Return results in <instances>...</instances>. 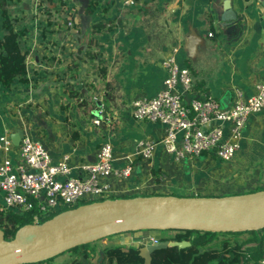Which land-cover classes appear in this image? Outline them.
<instances>
[{"label": "crops", "instance_id": "0c3cea01", "mask_svg": "<svg viewBox=\"0 0 264 264\" xmlns=\"http://www.w3.org/2000/svg\"><path fill=\"white\" fill-rule=\"evenodd\" d=\"M88 3L68 0L66 15L61 0H0V40L1 10H6L15 30L24 34L19 46L27 70L25 84L0 85V135L27 133L43 144L54 164L68 155L72 166L93 161L101 143L109 141L113 166L133 167L129 178L107 180L118 198L127 193L221 197L263 188L264 111L249 116L230 162L204 155V162L176 165L159 143L164 126L135 121L131 107L160 91L161 61L172 47L178 48V67L193 77L185 103L210 95L230 107L237 93L243 100L253 96L264 80V0H98L87 15ZM90 40L93 59L83 56ZM92 93L98 98L94 110L102 105L112 120L109 128H93L92 117L87 119L76 102L79 95L91 100ZM139 141L156 142L151 158L138 157ZM213 163L225 169L213 170Z\"/></svg>", "mask_w": 264, "mask_h": 264}, {"label": "built area", "instance_id": "2783aa9c", "mask_svg": "<svg viewBox=\"0 0 264 264\" xmlns=\"http://www.w3.org/2000/svg\"><path fill=\"white\" fill-rule=\"evenodd\" d=\"M67 2L61 0L66 15L71 13ZM67 26L73 28V21L68 20ZM177 53L178 48L172 47L162 59L161 67L165 72L162 88L154 97L134 100L132 117L135 121L164 126L165 136L159 143L176 165L204 155L228 163L239 150L249 116L264 111V80L246 100L237 93L230 107H223L210 95L185 103L183 94L191 90L193 77L188 70L178 67ZM111 122L104 107L100 106L91 125L100 130L109 128ZM155 145L156 142L139 141L136 145L138 157L151 158ZM0 152L1 209L27 216L32 225H39L51 214L76 208L81 203L118 199L119 196L109 191L107 180L126 179L133 172L131 164L113 166L109 141L101 143L93 161L76 166L70 164L68 155L54 164L43 144L27 133L22 134L18 146L12 144L7 132L0 135ZM74 169L80 174L72 176ZM124 196L130 198L134 194ZM147 240L149 244H157L161 239L149 236ZM259 263L264 264V256Z\"/></svg>", "mask_w": 264, "mask_h": 264}, {"label": "water", "instance_id": "95a60500", "mask_svg": "<svg viewBox=\"0 0 264 264\" xmlns=\"http://www.w3.org/2000/svg\"><path fill=\"white\" fill-rule=\"evenodd\" d=\"M21 137L18 130L10 140L18 146ZM262 230L264 190L221 197L154 195L103 200L58 213L39 225H24L9 241L0 230V264L46 262L76 247L128 232L239 234ZM170 244L160 241L141 247L143 264H151V254Z\"/></svg>", "mask_w": 264, "mask_h": 264}, {"label": "trees", "instance_id": "16d2710c", "mask_svg": "<svg viewBox=\"0 0 264 264\" xmlns=\"http://www.w3.org/2000/svg\"><path fill=\"white\" fill-rule=\"evenodd\" d=\"M97 1L89 0L85 11L87 15L95 11ZM1 17L3 37L0 40V85L4 89H10L16 81L22 84L27 82L26 54L21 51L19 46V40L24 34L22 31L15 30L6 10H1ZM154 173L156 175V172ZM262 190L264 188H259L253 192ZM84 204L86 203H81L78 206ZM54 215L51 214L44 220ZM30 223L31 220L27 216L16 215L0 208V230L3 232L6 241L12 240L20 227ZM142 232L147 233V231ZM178 232L180 235L175 236L173 239L163 238L160 240L170 241L171 244L165 249L153 252L151 254V264H260L259 262L264 256V230L239 234L228 233L223 235L225 238L218 243L217 247L209 249L205 247L217 238V234L191 231ZM243 234H248L249 237L245 240H239V237ZM91 245L79 246L68 252L77 253L83 259H89L95 254V250ZM140 248V246L127 249L120 247L104 248L102 250V263L143 264V259L139 256ZM51 260L53 259L37 264H47ZM71 264H80V262L75 259Z\"/></svg>", "mask_w": 264, "mask_h": 264}, {"label": "rangeland", "instance_id": "374dc122", "mask_svg": "<svg viewBox=\"0 0 264 264\" xmlns=\"http://www.w3.org/2000/svg\"><path fill=\"white\" fill-rule=\"evenodd\" d=\"M85 44H86L85 47L87 49L83 50V56L88 58V59L89 58L93 59L94 56L92 54H94V51H93V47H92V44H93L92 40H90L89 42H85ZM80 60L82 62L84 61V59H82V58ZM84 63L87 64V68H88V66L91 65L86 60L84 61ZM95 65L98 66V64H96V63H95ZM82 82H85V80H82ZM85 85H87V84H85ZM75 96H77V93H75ZM91 96H92L91 100H86L85 98H82L81 95H79L77 100H76V102H79L82 105V107H83L82 112L86 115L87 119L89 117L93 118L94 113L98 110V108L100 106H102V105H99V106H97V109L94 110V108L96 107L95 106L96 100L98 98L93 97V93L91 94ZM92 118H91V120H92ZM201 158L202 157H200L199 158L200 160L199 159L198 160L201 162H204L205 159L204 158L201 159ZM210 165L211 164H209V166ZM212 166L213 167L211 169L216 170V171H220V170L225 169L224 168L225 166L223 168L216 167L217 165L214 163L212 164ZM218 184H220L221 188L224 187V184H222V183H218ZM180 185H183V184L180 183ZM215 185L216 184H213V186H215ZM218 188H220V187H218ZM232 190H234V189H232ZM190 193H194V191H190ZM179 235H180V233L178 231H165V232H158V231H149L148 232L147 231V233H143V232L130 233V232H128V233L120 234L117 236L108 237V238H105V239H102V240H99L97 242L92 243L91 246H93V248L95 250V254L92 258L83 259L77 253L66 252V253L54 258L53 260H51L47 264H71L75 259L78 260L80 262V264H104L101 261L99 262V260H101V258H102L101 257L102 256V250L104 248H108V247H120L123 249H127L129 247L137 248L139 246L142 247V246L150 245L148 243V240H147V238L149 236H155V237H158L160 239H163V238L173 239L175 236H179ZM223 235H226V234H217V238H215L214 241L212 242V244H213L212 247L218 246V243L224 239ZM248 237H249L248 235H241L239 240H244V239H247ZM129 242H131V243L129 244Z\"/></svg>", "mask_w": 264, "mask_h": 264}, {"label": "clouds", "instance_id": "9594fccd", "mask_svg": "<svg viewBox=\"0 0 264 264\" xmlns=\"http://www.w3.org/2000/svg\"><path fill=\"white\" fill-rule=\"evenodd\" d=\"M125 198V197H124ZM128 198V197H127ZM130 198H132V197H130ZM118 199H120V198H118Z\"/></svg>", "mask_w": 264, "mask_h": 264}]
</instances>
